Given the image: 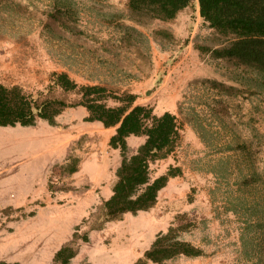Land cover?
<instances>
[{
	"label": "rangeland",
	"instance_id": "1",
	"mask_svg": "<svg viewBox=\"0 0 264 264\" xmlns=\"http://www.w3.org/2000/svg\"><path fill=\"white\" fill-rule=\"evenodd\" d=\"M17 1L21 14L0 13V83L37 94L47 89L53 73L65 71L79 85L108 80L129 88L138 94L137 103L151 106L155 114L169 111L178 116L177 148L152 165V176L172 167H180L182 174L170 179L151 211L128 214L97 230L95 214L111 197L122 161L120 151L110 146L116 129L86 122L84 107L68 108L55 127L45 121L35 127L0 126V258L20 264H58L55 254L74 241L80 226L79 253L70 264H135L178 215L188 214L195 225L184 237L206 255L166 264L262 262L264 95L220 94L204 84L207 79L229 82L232 72L198 50L197 44H212L214 38L198 8L185 10L175 24L167 25L179 39L168 49L153 37L158 24L141 28L149 37L152 66L121 49L128 52L122 63L132 65L135 75L117 78L108 74L102 59L87 65L83 52L88 56L89 49H99L104 57L105 42L118 45L120 29L108 19L124 10L126 0ZM56 9L65 10L75 34L51 19ZM197 125L204 128L203 136ZM145 140L132 137L130 154ZM241 144L247 150L234 151ZM71 154L81 158L79 171L58 182L69 190L51 191L52 168ZM255 169L260 175L246 184L244 175ZM86 232L89 242L81 239Z\"/></svg>",
	"mask_w": 264,
	"mask_h": 264
},
{
	"label": "trees",
	"instance_id": "2",
	"mask_svg": "<svg viewBox=\"0 0 264 264\" xmlns=\"http://www.w3.org/2000/svg\"><path fill=\"white\" fill-rule=\"evenodd\" d=\"M17 2L0 0V13L15 11L21 14L22 6ZM124 5L123 11L114 12L108 19L111 26L120 29L118 45L105 42L104 49L108 54L104 57L99 49H89L88 56L83 52L87 65L93 66L102 59L101 65L108 67L107 72L112 77H134L135 68L122 63L123 54L128 53L123 50L152 66L151 55L147 51L150 48L149 37L141 28L158 24L153 29V37L168 49L178 44L179 39L167 25L175 24L185 10L198 8L201 18L214 32L212 44H197L198 50L225 63L232 72L229 82L207 79L204 84H209L220 94L264 95V0H126ZM64 11L56 9L51 13V19L75 34ZM72 95L77 98L72 99ZM138 97L129 88L108 80L79 85L65 71L53 73L47 89L37 94H28L20 85L0 83V126L35 127L39 121H45L55 127L59 125L58 118L68 108L84 107L88 111L86 122H100L107 129H116L110 146L120 151L122 161L115 174L111 197L95 214V229L102 230L106 224L120 221L128 214L137 215L154 209L170 179L182 174L180 167H172L167 173L153 178L152 165L166 159L177 148L180 123L172 112L157 115L151 106L138 104ZM197 128L203 136L200 130L204 128L201 125ZM132 136L146 137V140L135 153L130 154L129 138ZM245 145H237L234 151H246ZM80 162L79 156L71 154L65 163L56 164L51 170L49 189L53 192L68 191L69 188L58 186V182L78 172ZM253 171L252 175H244L246 184L254 183L256 176L260 175L257 169ZM194 225L188 214L178 215L175 224L168 231L160 232L135 264H166L181 257L205 256L206 251L202 247L184 237ZM79 229L80 226L76 228L74 241L57 251L56 263L70 264L78 255L76 239ZM81 239L89 242L91 238L86 232ZM0 264L20 262L0 258ZM258 264H264V260Z\"/></svg>",
	"mask_w": 264,
	"mask_h": 264
},
{
	"label": "crops",
	"instance_id": "3",
	"mask_svg": "<svg viewBox=\"0 0 264 264\" xmlns=\"http://www.w3.org/2000/svg\"><path fill=\"white\" fill-rule=\"evenodd\" d=\"M109 129H110V128H109ZM132 137H134V136H132ZM132 137L129 138V141H130V139H131Z\"/></svg>",
	"mask_w": 264,
	"mask_h": 264
}]
</instances>
